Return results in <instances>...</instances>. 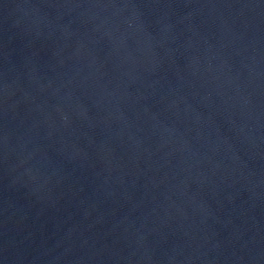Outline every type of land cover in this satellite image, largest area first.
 I'll return each instance as SVG.
<instances>
[{"label":"water","instance_id":"95a60500","mask_svg":"<svg viewBox=\"0 0 264 264\" xmlns=\"http://www.w3.org/2000/svg\"><path fill=\"white\" fill-rule=\"evenodd\" d=\"M0 264H264V0H0Z\"/></svg>","mask_w":264,"mask_h":264}]
</instances>
